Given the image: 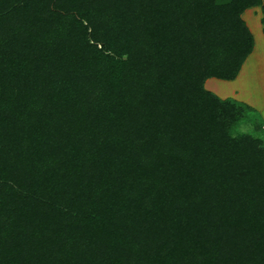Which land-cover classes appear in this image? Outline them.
I'll return each instance as SVG.
<instances>
[{
  "label": "trees",
  "instance_id": "1",
  "mask_svg": "<svg viewBox=\"0 0 264 264\" xmlns=\"http://www.w3.org/2000/svg\"><path fill=\"white\" fill-rule=\"evenodd\" d=\"M253 6L0 0V264H264Z\"/></svg>",
  "mask_w": 264,
  "mask_h": 264
},
{
  "label": "crops",
  "instance_id": "2",
  "mask_svg": "<svg viewBox=\"0 0 264 264\" xmlns=\"http://www.w3.org/2000/svg\"><path fill=\"white\" fill-rule=\"evenodd\" d=\"M242 17L245 19L254 36L253 51L243 63V66L235 79L227 80L210 77L205 81V87L212 93L219 95L221 98L233 97L238 100V102H245L251 105L262 114L264 119V84H262V81L264 80V24L261 21V18L263 17L261 6H253L246 9L242 13ZM250 67L254 68L252 70V75L250 74ZM256 71H261V74L257 73L258 75L260 74V76L256 75L255 79V77L251 76H254ZM257 79L260 82V86L262 87L261 92L263 94L258 93V89V94L256 96L252 93L253 87H250V83L247 82H257Z\"/></svg>",
  "mask_w": 264,
  "mask_h": 264
},
{
  "label": "rangeland",
  "instance_id": "3",
  "mask_svg": "<svg viewBox=\"0 0 264 264\" xmlns=\"http://www.w3.org/2000/svg\"><path fill=\"white\" fill-rule=\"evenodd\" d=\"M253 26H255V25H253ZM251 69H250V74L252 75V73H253V67H250ZM255 73V72H254ZM257 73H260L261 74V71L259 72H257L256 71V73H255V75L254 76H251V77H255L256 75H258ZM260 74L258 75V76H260ZM255 79H256V77H255ZM259 79V78H258ZM257 79V80H258ZM254 80V79H253ZM262 81V80H261ZM252 82V83H251ZM249 81V82H247V83H250V87H253V92L252 93H254L256 96H257V94L258 93H262L261 92V86H260V82H259V80L256 82V81ZM262 84H264V80L262 81ZM259 89V92L257 93V90ZM220 91V90H219ZM263 94V93H262ZM227 98V97H226ZM231 98H233V97H231ZM224 99V98H223ZM234 99V98H233ZM257 110V109H256ZM257 112L260 114H258V113H254V112H252V111H250V110H247V112H246V115H248V116H250L251 117V119H248V118H244V120H243V122L242 123H238V125L234 128V131H239V133H244V132H247V133H251V134H253V135H255V136H262L263 138H264V133L262 134V131H260V132H258V130H257V128H254V126H257L258 128H259V126H261V124H264V119H263V116H262V114L257 110ZM261 120H262V122H261ZM263 128H264V126H263Z\"/></svg>",
  "mask_w": 264,
  "mask_h": 264
}]
</instances>
